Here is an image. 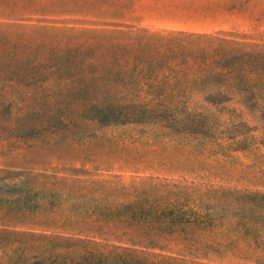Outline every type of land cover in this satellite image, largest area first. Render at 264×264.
I'll return each instance as SVG.
<instances>
[{
    "label": "rangeland",
    "instance_id": "374dc122",
    "mask_svg": "<svg viewBox=\"0 0 264 264\" xmlns=\"http://www.w3.org/2000/svg\"><path fill=\"white\" fill-rule=\"evenodd\" d=\"M0 264H264V0H0Z\"/></svg>",
    "mask_w": 264,
    "mask_h": 264
},
{
    "label": "trees",
    "instance_id": "16d2710c",
    "mask_svg": "<svg viewBox=\"0 0 264 264\" xmlns=\"http://www.w3.org/2000/svg\"><path fill=\"white\" fill-rule=\"evenodd\" d=\"M116 61H117L116 58H114L113 62H116ZM108 64L110 63L105 62L103 64L104 68ZM162 95L163 94L161 93H157V95H154L152 99H149L147 101H144L143 99H140L139 102H136V100H130L132 102L130 103L129 106L135 109H140V110L147 111V112H169L168 108L170 106H173V102L169 100H165Z\"/></svg>",
    "mask_w": 264,
    "mask_h": 264
}]
</instances>
